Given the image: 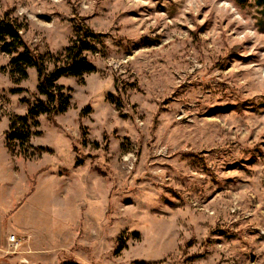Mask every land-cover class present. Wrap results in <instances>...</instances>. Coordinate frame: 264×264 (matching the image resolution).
I'll return each instance as SVG.
<instances>
[{"label":"rangeland","instance_id":"obj_1","mask_svg":"<svg viewBox=\"0 0 264 264\" xmlns=\"http://www.w3.org/2000/svg\"><path fill=\"white\" fill-rule=\"evenodd\" d=\"M3 17L48 72L78 25L102 37L93 72L57 81L67 111L11 149L39 76L0 45V264H264L256 0H0Z\"/></svg>","mask_w":264,"mask_h":264},{"label":"trees","instance_id":"obj_2","mask_svg":"<svg viewBox=\"0 0 264 264\" xmlns=\"http://www.w3.org/2000/svg\"><path fill=\"white\" fill-rule=\"evenodd\" d=\"M244 2L246 0H237ZM261 7L264 17V0H256ZM102 34L95 32L84 25H78L76 37L66 46L60 56L52 55L54 69L47 71L46 59L41 53L32 50L22 38L20 28L16 22L7 17L0 18V45L7 53L17 52L11 59L12 75L18 74V79L27 77L29 67L36 68L39 76L38 94H34L35 102L23 98V102L29 103V108L24 116L12 119L9 131L6 135L7 146L11 149V143L19 142L20 147L29 142L32 136L31 121L41 114L53 117L67 111L71 103L70 88L57 81L62 76L81 77L95 70V65L89 60L85 52L95 51L96 45L93 40H100ZM21 51L18 52V49ZM14 92L23 91V88H15ZM84 113V112H83Z\"/></svg>","mask_w":264,"mask_h":264},{"label":"built area","instance_id":"obj_3","mask_svg":"<svg viewBox=\"0 0 264 264\" xmlns=\"http://www.w3.org/2000/svg\"><path fill=\"white\" fill-rule=\"evenodd\" d=\"M9 240L12 241V242H15L16 241V236L15 235L10 236Z\"/></svg>","mask_w":264,"mask_h":264}]
</instances>
